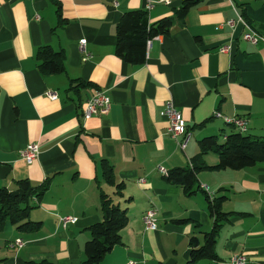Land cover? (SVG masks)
Segmentation results:
<instances>
[{
    "label": "crops",
    "instance_id": "0c3cea01",
    "mask_svg": "<svg viewBox=\"0 0 264 264\" xmlns=\"http://www.w3.org/2000/svg\"><path fill=\"white\" fill-rule=\"evenodd\" d=\"M144 4L0 0V189L14 190L23 180L46 185L29 214L39 228L19 231L7 222L0 230V264L83 263L90 229L102 219L101 193L126 210L128 222L121 243L100 264H186L190 239L201 247L212 230L208 208L218 200L228 219L218 230L216 259L194 264H223L238 255L246 264H264V164L208 169L218 157L199 147L207 137L223 144L233 130L215 112L245 119L246 135L264 136V41L251 45L243 26L224 25L238 13L264 39V0H199L181 19L183 3L157 5L147 13L149 22L171 18L172 26L149 40L143 64L132 65L115 54V30L123 13L144 10ZM81 40L85 53L78 49ZM226 45L230 52L220 53ZM44 46L62 51L63 73L40 71L37 52ZM95 91L110 98L109 112L83 121L82 108ZM169 99L191 133L184 151L160 116ZM30 143L39 156L27 165L20 152ZM103 161L123 184L120 194L104 181ZM192 166L198 171L191 195L157 170ZM150 209L156 231L143 227ZM64 217L75 221L64 227ZM16 240L24 245L15 247Z\"/></svg>",
    "mask_w": 264,
    "mask_h": 264
},
{
    "label": "trees",
    "instance_id": "16d2710c",
    "mask_svg": "<svg viewBox=\"0 0 264 264\" xmlns=\"http://www.w3.org/2000/svg\"><path fill=\"white\" fill-rule=\"evenodd\" d=\"M199 0L185 1L177 11L178 18H184L187 12L198 4ZM59 25L64 23L58 10ZM172 26V19L165 18L155 23H150L147 12L132 10L122 14L117 26L115 54L128 64L141 65L145 61L147 41L167 34ZM39 68L45 74H61L64 72V59L62 51L56 52L49 46L41 47L37 52ZM231 131L223 144H218L215 137H207L199 142L202 152L212 150L218 157V164L208 167L216 170L239 171L264 164V136L252 137L238 131ZM102 177L104 181L114 186L115 179L112 168L103 161ZM198 169L188 167L171 170L166 179L173 185L183 188L186 194H193L192 186L196 182ZM46 185L33 187L26 181H19L14 190L0 189V230L9 222L19 231L37 229L40 223L29 219L30 211L34 208L32 199L38 200ZM117 194H120L123 184H116ZM102 219L90 229L91 239L83 248L86 260L81 264H100L103 258L113 248L121 243V230L127 225L128 217L125 209L114 204L109 196L100 194ZM209 215L213 219L212 230L205 235L204 244L198 247L195 238L190 239L191 250L186 264H194L200 260H215L214 245L220 224L228 219V214L221 211L220 200L212 203ZM28 264H52L39 262Z\"/></svg>",
    "mask_w": 264,
    "mask_h": 264
},
{
    "label": "built area",
    "instance_id": "2783aa9c",
    "mask_svg": "<svg viewBox=\"0 0 264 264\" xmlns=\"http://www.w3.org/2000/svg\"><path fill=\"white\" fill-rule=\"evenodd\" d=\"M186 0H144V11L149 13L151 9H153L157 5L171 6L175 2L183 3ZM241 25L246 29V32L243 35V40L249 42L251 45L256 46L259 42L264 41V39L254 30H252L245 19L236 13L235 20H228L224 23L229 28H234L236 25ZM149 41H147L146 45H149ZM86 41L81 40L79 42L78 49L81 53H85ZM220 53H229L230 47L228 45L222 46L219 49ZM45 96L54 101L57 99L56 92L46 91ZM110 98L102 91H95L92 96L85 102L80 119L83 121H87L93 117L104 116L109 112L110 109ZM160 116L166 120L167 122V134L175 141L176 146L179 150L184 151L187 147L189 141L191 140V133L187 129L186 123L181 115V113L177 110L172 99L167 100L164 103L163 109L160 111ZM213 117L216 119H221L226 125L233 127L236 131L240 133H245L247 130V121L240 117H232L228 118L221 115L218 112L213 113ZM39 156V147L36 143L28 144L21 152L20 158L27 165L31 164L34 160ZM158 172H160L163 176H167V172L162 167H158ZM144 179H140L139 183H144ZM201 189L207 193L208 200L210 202L214 201V197L211 193L208 192V189L205 185H201ZM33 202H37L35 198L32 199ZM75 219L71 217H64L59 219V223L66 226L67 223L74 222ZM143 227L148 231H156L157 225L155 221V211L150 209L145 212L142 218ZM24 245L23 241L16 240L14 242V246L17 248H21ZM246 258L242 255L234 256L228 259L223 264H246ZM126 264H136L134 261H128Z\"/></svg>",
    "mask_w": 264,
    "mask_h": 264
},
{
    "label": "rangeland",
    "instance_id": "374dc122",
    "mask_svg": "<svg viewBox=\"0 0 264 264\" xmlns=\"http://www.w3.org/2000/svg\"><path fill=\"white\" fill-rule=\"evenodd\" d=\"M244 135H246L245 133H243Z\"/></svg>",
    "mask_w": 264,
    "mask_h": 264
}]
</instances>
